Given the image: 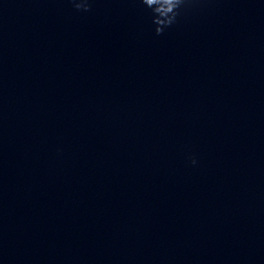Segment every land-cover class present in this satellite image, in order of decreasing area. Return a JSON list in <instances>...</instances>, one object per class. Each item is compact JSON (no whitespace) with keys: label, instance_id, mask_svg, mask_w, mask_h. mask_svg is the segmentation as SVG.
I'll list each match as a JSON object with an SVG mask.
<instances>
[{"label":"clouds","instance_id":"1","mask_svg":"<svg viewBox=\"0 0 264 264\" xmlns=\"http://www.w3.org/2000/svg\"><path fill=\"white\" fill-rule=\"evenodd\" d=\"M78 11H90L91 0H70ZM147 9L151 10V21L157 36L163 35L173 27L178 19L198 3V0H139ZM190 162L195 165L197 160L190 157Z\"/></svg>","mask_w":264,"mask_h":264}]
</instances>
